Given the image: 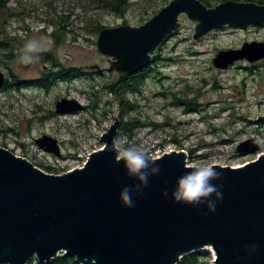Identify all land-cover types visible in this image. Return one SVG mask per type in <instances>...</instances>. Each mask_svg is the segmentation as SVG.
<instances>
[{"label":"water","instance_id":"obj_1","mask_svg":"<svg viewBox=\"0 0 264 264\" xmlns=\"http://www.w3.org/2000/svg\"><path fill=\"white\" fill-rule=\"evenodd\" d=\"M182 14L196 21L194 38L200 39L223 27L263 23L264 4L226 0L209 7L201 0H171L139 26L103 28L97 48L110 57V66L91 68L120 76L142 70L181 27ZM238 60H264V41L221 50L213 63L226 69ZM5 83L0 68V89ZM81 109L82 103L65 97L55 106L62 114ZM256 122L264 124V115ZM120 124L117 118L101 136L103 146L82 167L62 174L47 172L0 145V264H27L34 258L50 262L62 253L81 264H177L186 254L206 248L214 252V264H264V153L240 166L212 165L222 172L211 181L222 193V199L209 198L215 201L214 211L206 203L172 198L178 178L199 167L188 164L185 150L151 155L160 170L148 177L142 193H133L134 207L129 208L120 192L139 181L108 150ZM35 142L63 155L58 139L50 135ZM260 149L254 138L237 146L239 153Z\"/></svg>","mask_w":264,"mask_h":264},{"label":"rangeland","instance_id":"obj_2","mask_svg":"<svg viewBox=\"0 0 264 264\" xmlns=\"http://www.w3.org/2000/svg\"><path fill=\"white\" fill-rule=\"evenodd\" d=\"M129 1L131 6L122 17L96 8L92 0H7V7L0 8V37L12 42L15 52L12 59H7L0 49L1 70L24 79L38 77L50 65L44 60L45 52H51L66 66H85L89 73L96 65L108 69L110 57L97 48L96 21L105 27L139 26L171 0ZM223 1L210 0L209 7ZM180 21L181 27L153 53L170 58L160 65L165 77L150 78L141 92L127 94V99L138 107L127 112L125 120L134 118L145 125L132 138L119 135L118 139L151 154L159 148L185 150L192 166H239L257 159L264 153V124L256 122L264 115V67L259 65L263 60H238L222 69L214 65L213 59L221 50L264 41V26H227L196 39V21L186 14L180 16ZM60 22L67 26L61 38L54 35ZM30 39L40 41L48 50L36 54L38 58L25 65L20 61V50ZM251 64L259 65L257 73H247L246 66ZM103 73L100 76L92 72L73 82H60L49 93L32 88L0 91V145L37 166L55 167V174L83 166L87 156L103 146L101 136L121 117L118 100L102 88L120 75L116 71ZM165 91L169 92L167 98L161 94ZM174 94L196 98L202 110L185 111L182 104L173 103L178 98ZM63 97L78 100L83 109L56 113V103ZM45 134L58 139L62 156L35 142ZM117 136L118 133L116 139ZM250 138L259 142L260 151L237 152V146ZM202 251L208 252L206 264H214L212 251Z\"/></svg>","mask_w":264,"mask_h":264},{"label":"trees","instance_id":"obj_3","mask_svg":"<svg viewBox=\"0 0 264 264\" xmlns=\"http://www.w3.org/2000/svg\"><path fill=\"white\" fill-rule=\"evenodd\" d=\"M96 4V8H101L104 10H108L111 13H114L116 15L124 17L127 13V10L131 6V2L129 0H92ZM206 5L211 6L210 0H201ZM226 1V0H225ZM239 1V0H236ZM245 1H252L257 2L260 4H264V0H245ZM7 7V0H0V8H6ZM158 11V10H157ZM156 11V12H157ZM155 12V13H156ZM94 20L93 18H90V21ZM97 24H95V30L97 33H100V31L105 28L103 24H101L98 20L96 21ZM93 24V21H92ZM57 30L54 32L55 37H60L61 32L65 33L66 27L65 24L60 22L57 25ZM264 26V22L260 23L254 27H262ZM175 34V33H173ZM171 34V36L173 35ZM169 36V37H171ZM58 38V39H59ZM0 49L5 51V56L7 59H12V56L15 52V46L12 44V42H8L7 40L0 37ZM44 60L47 61V63H50L48 66V69H44L42 73L35 78H28L24 79L17 75L16 73H13L12 71H9L6 74V83L4 87L0 91H24L26 89H37L39 91H42L44 93H49L57 84L60 82H73L76 79H79L81 77H85L88 74L96 73L97 75L103 76V71L101 70H93L92 72H86L85 66L82 65H69L66 66L64 63H62L57 57H55L54 54L51 52H45L44 54ZM170 58H160L158 53H155L153 55V62L148 65L147 67L143 68L142 70H139L136 73L127 74L125 73L123 76H119L117 80L107 82L103 85V89L113 96L115 99L118 100L120 109H121V117H120V127L118 131L119 135H128L129 138H132L135 134L137 129L141 128L145 124L141 121H138L136 119H130L125 120V114L129 111H134L137 109L138 104L135 102H131L127 99V94H134L137 92H141L143 85L150 79L157 77L158 79L165 77L163 74V70L160 69V65L163 62V60H168ZM260 67H264V60L259 64ZM258 64H251L246 66L247 73L254 74L258 72ZM164 97L169 96V92H162L161 93ZM175 96H178L177 94H174ZM96 96V94H95ZM176 105L182 104L185 107V111H201L202 109L199 107L201 106L199 102L196 101V98L186 99L182 98L181 96H178L176 98V102H173ZM54 114V112H52ZM248 120L247 118L240 116V119ZM36 165V164H35ZM40 168L44 169L47 172L54 173L56 170L55 167L50 165H44L39 164ZM208 252L195 251L186 254L181 258V260L177 264H206L205 257L207 256ZM27 264H81L79 263L75 256L73 255H65L64 253L58 255L57 257L53 258L50 262H39L37 259H33L29 261Z\"/></svg>","mask_w":264,"mask_h":264},{"label":"clouds","instance_id":"obj_4","mask_svg":"<svg viewBox=\"0 0 264 264\" xmlns=\"http://www.w3.org/2000/svg\"><path fill=\"white\" fill-rule=\"evenodd\" d=\"M47 50L40 41L27 40L20 50V61L25 65L30 64L38 58L36 54ZM108 150L114 153L116 162L123 161L127 173L139 181L131 187L125 186L120 192L122 204L129 208L134 207L133 193H142L143 188L147 186L148 177L158 173L159 166L155 165V158L151 157L147 149L140 148L134 143H126L122 139H114ZM221 175L222 172L218 171L215 166L193 167L192 171L178 178L172 198L178 203L194 205L206 203L208 210L214 211L215 201L209 198L215 196L216 199H222V193L211 181L218 180ZM163 195H167V192L165 191ZM252 250H255V246Z\"/></svg>","mask_w":264,"mask_h":264},{"label":"built area","instance_id":"obj_5","mask_svg":"<svg viewBox=\"0 0 264 264\" xmlns=\"http://www.w3.org/2000/svg\"><path fill=\"white\" fill-rule=\"evenodd\" d=\"M172 151V149H170V150H168V149H165V150H162L161 148H159L158 150H157V152L156 153H154V154H151L153 157H161L163 154H165V153H167V152H171ZM91 154V153H90ZM89 154V155H90ZM89 155L87 156V158H86V160H84L83 161V165L86 163V161H87V159L89 158ZM259 157V156H258ZM240 166V165H239ZM82 167V166H81ZM212 251V250H211ZM212 255L214 256V252L212 251ZM214 258H215V256H214Z\"/></svg>","mask_w":264,"mask_h":264}]
</instances>
